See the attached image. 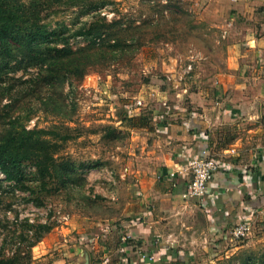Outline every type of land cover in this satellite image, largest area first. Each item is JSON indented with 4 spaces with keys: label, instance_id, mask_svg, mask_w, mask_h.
I'll list each match as a JSON object with an SVG mask.
<instances>
[{
    "label": "rangeland",
    "instance_id": "1",
    "mask_svg": "<svg viewBox=\"0 0 264 264\" xmlns=\"http://www.w3.org/2000/svg\"><path fill=\"white\" fill-rule=\"evenodd\" d=\"M207 7L197 0H0V138L13 126L51 130L58 148L48 191L30 162L22 183L0 172V257L32 258L39 223L71 245L85 224L120 230L130 220L133 136L145 154L151 131L134 130L126 111H158L161 94L187 78L194 86L197 73L213 71L209 63L228 59L227 30L205 18L213 12ZM173 101L163 100L165 111L178 108ZM177 214L174 246L194 251L188 264H264V237L213 242L204 212Z\"/></svg>",
    "mask_w": 264,
    "mask_h": 264
},
{
    "label": "crops",
    "instance_id": "2",
    "mask_svg": "<svg viewBox=\"0 0 264 264\" xmlns=\"http://www.w3.org/2000/svg\"><path fill=\"white\" fill-rule=\"evenodd\" d=\"M197 2L213 10L206 19L226 28L228 59L209 63L213 71L197 73L194 86L187 78L180 90L161 94L154 105L158 111H148L149 125L133 127L150 129L151 142L150 150L140 154L139 137L133 136L130 220L120 230L97 231L85 224L83 236L71 245L51 231L34 247L33 264H170L178 255L189 263L194 251L174 246L173 225L177 213L188 208L204 212L213 242H225L231 227L243 220L252 222L253 240L264 237V0ZM170 96L176 103L169 105L178 108L165 111L162 102ZM126 112L146 116L132 107ZM205 153L219 163L210 194L184 198L189 162ZM124 235H130L128 240Z\"/></svg>",
    "mask_w": 264,
    "mask_h": 264
},
{
    "label": "trees",
    "instance_id": "3",
    "mask_svg": "<svg viewBox=\"0 0 264 264\" xmlns=\"http://www.w3.org/2000/svg\"><path fill=\"white\" fill-rule=\"evenodd\" d=\"M78 34H91V32L80 31ZM127 123L132 127H143L148 125L149 122L145 116H139L129 117ZM13 127L12 130L0 138V172L5 176L6 180L22 183L25 178L24 166L30 162L41 179L40 189L48 191L47 180L52 177L57 166L58 148L54 137L57 133L38 128L27 129L25 126ZM53 227L50 223L34 225V239L29 242L28 247L30 249L35 247L53 230ZM33 261V256L31 258L30 254L26 256L17 254L10 257H0V264H33ZM170 264H188V262L183 256L178 255Z\"/></svg>",
    "mask_w": 264,
    "mask_h": 264
},
{
    "label": "built area",
    "instance_id": "4",
    "mask_svg": "<svg viewBox=\"0 0 264 264\" xmlns=\"http://www.w3.org/2000/svg\"><path fill=\"white\" fill-rule=\"evenodd\" d=\"M192 72V63L188 65L184 73L181 74L180 79L184 80L187 74ZM184 74V75H183ZM171 80L173 77L168 75ZM181 80L177 81L180 83ZM137 104H142V100L138 99ZM191 178L186 186V191L183 193L184 198L189 196L206 197L210 194L211 186L210 181L212 176L219 170V163L211 154L205 153L200 156L192 158L189 162L188 168ZM174 176V173H172ZM253 232V224L249 220H243L234 224L229 233L233 239L242 240L248 238ZM130 235H124V239L128 240ZM144 258L154 260L155 256L151 254H144Z\"/></svg>",
    "mask_w": 264,
    "mask_h": 264
}]
</instances>
